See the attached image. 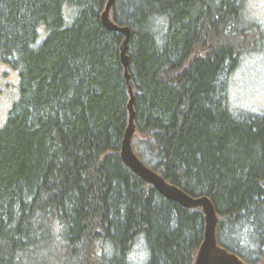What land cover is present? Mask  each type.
<instances>
[{
  "label": "trees",
  "instance_id": "16d2710c",
  "mask_svg": "<svg viewBox=\"0 0 264 264\" xmlns=\"http://www.w3.org/2000/svg\"><path fill=\"white\" fill-rule=\"evenodd\" d=\"M105 3L0 0V59L19 75L0 127V264H194L201 208L120 157L129 92ZM247 4L113 0L110 19L130 29L135 154L211 200L220 246L264 264V114L228 97L243 58L264 49Z\"/></svg>",
  "mask_w": 264,
  "mask_h": 264
},
{
  "label": "water",
  "instance_id": "95a60500",
  "mask_svg": "<svg viewBox=\"0 0 264 264\" xmlns=\"http://www.w3.org/2000/svg\"><path fill=\"white\" fill-rule=\"evenodd\" d=\"M113 0H106L104 9L101 12V22L108 30L118 31L123 35L120 46V60L124 68V76L128 83L129 99L127 102L128 121L125 128L120 157L123 163L143 181L152 185L163 197L180 204L183 207L201 208L204 214L203 238L195 255L194 264H247L237 254L228 251L217 243L216 227L218 217L211 200L205 196H192L186 193L178 186L167 182L160 174L146 166L135 154L132 148V138L135 133V111L133 107L134 94L129 84L128 64L129 56L127 54V42L130 35V29L127 26H120L110 19V9Z\"/></svg>",
  "mask_w": 264,
  "mask_h": 264
},
{
  "label": "rangeland",
  "instance_id": "374dc122",
  "mask_svg": "<svg viewBox=\"0 0 264 264\" xmlns=\"http://www.w3.org/2000/svg\"><path fill=\"white\" fill-rule=\"evenodd\" d=\"M247 13L253 21L261 23L264 30V0H248ZM258 50L260 51L254 52L251 56H245L229 78L228 97L232 110H237L232 107L233 103L235 108L254 114H264V49ZM18 91V71L0 59V127ZM138 245L135 246V252H132L134 259H138L140 255L138 253L144 251Z\"/></svg>",
  "mask_w": 264,
  "mask_h": 264
}]
</instances>
